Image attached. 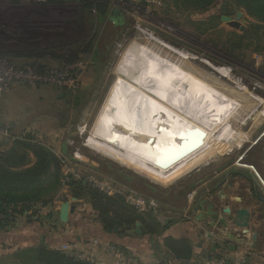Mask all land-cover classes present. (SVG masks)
<instances>
[{"label":"rangeland","instance_id":"374dc122","mask_svg":"<svg viewBox=\"0 0 264 264\" xmlns=\"http://www.w3.org/2000/svg\"><path fill=\"white\" fill-rule=\"evenodd\" d=\"M90 2L95 6L88 7ZM104 2L108 13L100 22L97 37L90 44L93 34L91 19L98 12L96 5ZM199 2L0 0V31L11 35L7 40L0 38L1 54L8 52L7 56H10L16 51H28L33 56L30 63L55 60L58 66L72 62L76 65L73 68V83L70 85L63 87L52 83L30 84L21 81L1 90V102H6V105L0 109V118L13 122V134L30 135L56 152L62 159L61 173L67 169L71 175L72 170L75 176H79L76 180L85 178L94 188H99V184L103 188L99 190L103 193L104 189L109 190L111 186L114 191L117 187L123 188L118 184V176L110 177V173L128 174L140 182L139 192L164 197L178 185L184 184L188 188L190 183H199L214 171L232 165L230 179L235 180L233 183L236 184L231 188L224 187L226 191L223 198H220L219 205L224 207L226 203L233 215L239 209L247 213L246 226H235L232 221H227V226L238 230V233H234L238 234L239 239H245L244 235L252 233L250 245L254 246L260 243L256 238L258 223L255 217L257 212L263 210L252 205L254 193L250 191L251 184H254L257 194L263 191L264 196L262 141L253 144L264 130V25H260V21L249 15L237 0H215L205 6ZM115 8L123 14V22L110 18L111 11ZM237 11L243 12L244 30L233 28L220 19L227 12L234 18ZM246 30L248 32L245 34ZM135 32L147 41L168 45L179 58L211 79L217 81L219 77L234 88L247 89L255 98L258 97L253 110L262 113L253 117L250 122L253 126L247 133L234 130L233 122L221 126V130L212 136L214 139L209 138V150H213L210 158L203 157L189 169H177L172 182L167 184L156 183L145 174L95 154L83 145L93 116L111 82L110 70ZM94 54L97 55V60L94 59ZM7 56L3 57L18 66ZM47 88L73 90V100L77 92H82L83 97L77 105L73 103L70 111L65 100L57 97V93L47 91ZM63 121L65 127L62 126ZM65 140L68 142L63 154L60 152ZM10 142L6 141L3 147L7 148ZM208 151L198 156L207 154ZM60 177V185L46 197L51 201L48 204L50 207L60 199L63 189L70 188L69 182L75 181L71 179L63 184V175ZM113 190L105 194L111 196ZM206 227L217 229L209 224ZM233 241L237 242V236L233 237ZM1 262L7 264L2 260Z\"/></svg>","mask_w":264,"mask_h":264},{"label":"bare ground","instance_id":"6f19581e","mask_svg":"<svg viewBox=\"0 0 264 264\" xmlns=\"http://www.w3.org/2000/svg\"><path fill=\"white\" fill-rule=\"evenodd\" d=\"M110 72L83 145L159 184L210 158L209 138L221 126L233 122L234 130L247 133L253 117L262 115L253 110L258 97L247 89L211 79L168 45L136 32Z\"/></svg>","mask_w":264,"mask_h":264},{"label":"crops","instance_id":"0c3cea01","mask_svg":"<svg viewBox=\"0 0 264 264\" xmlns=\"http://www.w3.org/2000/svg\"><path fill=\"white\" fill-rule=\"evenodd\" d=\"M27 52L16 51L8 57L22 67L33 65L32 67H42L41 70H48L58 66V62L55 60H49L46 63H30L33 56ZM47 91L57 93L56 96L63 92L64 96L60 98L65 100V104L72 111L73 90L64 89L63 91L62 88L57 90L47 88ZM2 100L0 95V109L6 105V102H1ZM2 120L10 127L14 126L12 121H7L5 118ZM4 144L5 141L1 142L0 147L5 148ZM62 149L60 153L65 154ZM231 167L232 165L220 168L219 171H214L199 183H190L188 188H185L184 184L178 185L169 190L164 197L139 192L140 182L128 174L110 173V177L118 176V184L125 190L138 193L157 202L158 207L150 208L151 212L142 211L141 214L145 220L150 217L161 225L171 222L159 234L152 237L143 230L141 222L139 227L141 233L135 232V224L133 226H118L117 233L109 232L107 230L109 227H105L100 222L87 197L82 195L76 197L73 194V188L63 189V194L58 201L53 202V207L50 205L41 206L37 214L25 211L23 214H18L11 225L0 228V264H3L1 260L7 264H40L35 259L37 248L59 250L67 255L69 251L75 254L87 252L97 264H203L206 259L211 258L220 260L221 264H224L238 256L244 258L245 264H264V196L262 195L263 191L257 194L254 184H251L250 187V191L254 193L252 205L263 210V212H257L255 219L258 225L256 229L253 228L257 231L256 238L260 240V243H256L257 245H250L252 233L244 235L245 239H239L238 234H235L238 233V230L235 228L227 226L209 229L206 227L208 223L198 222L195 219L197 210H194L193 205L199 197H207L209 201L220 206L221 196L217 195L225 193L224 187L231 188L236 184L233 183L235 180L231 181L230 179ZM227 175L228 177H226ZM191 192L193 193L192 199L188 198V194ZM63 201H69L74 205L73 211L68 214V222L60 221L58 216L59 205ZM200 230H202L201 234H199ZM206 233H211V238H207ZM167 236L186 237L192 241V255L188 261L183 263L173 258L163 244V239ZM230 236L232 237L230 238ZM235 236H237V242L233 241ZM198 243L200 246L197 245ZM213 243L216 247L215 252L220 254V258H216L212 253L207 255ZM228 246H233L234 249L232 250ZM73 258L91 264L74 256Z\"/></svg>","mask_w":264,"mask_h":264},{"label":"trees","instance_id":"16d2710c","mask_svg":"<svg viewBox=\"0 0 264 264\" xmlns=\"http://www.w3.org/2000/svg\"><path fill=\"white\" fill-rule=\"evenodd\" d=\"M50 1L64 2L65 0ZM194 1H200L199 3L205 6L215 0ZM237 1L249 15L262 23L260 25H264V0ZM106 5L105 2L96 5L98 12L91 19L93 34L89 41L90 44L98 35L100 22L106 18L108 13ZM92 6L95 5L90 2L88 7L91 8ZM247 32L246 30L245 34ZM4 55L7 56L8 52L0 53V56ZM96 56L94 54L95 60H97ZM38 68L42 69V67ZM82 97L83 93L77 92L73 100L74 105L80 103ZM8 127L11 136L1 142L11 141L10 145L0 149V228L11 225L18 214H23L25 211L36 214L39 207L48 205L51 201L46 197L51 195L52 189H56L60 185L62 174L60 172L62 159L51 148L44 146L30 135L13 134L12 127ZM67 142L68 140H65L63 143V152ZM69 186L73 188V194L76 197L82 195L88 198L98 219L105 227H113L114 225L119 227L122 225L133 226L136 221H139L143 224V230L152 237L159 234L171 223L169 221L166 225H161L150 217L145 220L142 212L136 211L121 196L107 195L98 188L91 187L87 182L83 183L82 180L70 181ZM151 210L148 209L146 212H151ZM163 242L174 259L183 263L190 259L193 246L190 239L167 236L164 237ZM35 259L40 264H87L75 260L62 251L45 248L36 249ZM224 264H230V262Z\"/></svg>","mask_w":264,"mask_h":264},{"label":"built area","instance_id":"2783aa9c","mask_svg":"<svg viewBox=\"0 0 264 264\" xmlns=\"http://www.w3.org/2000/svg\"><path fill=\"white\" fill-rule=\"evenodd\" d=\"M34 1V0H33ZM38 2H44L45 0H35ZM7 37H11L10 34L4 31H0V38H4L7 40ZM11 39V38H10ZM76 65L72 63L60 66L52 67L48 70H40L32 66H16L13 65L12 62L7 60L5 57L0 56V91L9 88L12 84L17 82H29L30 84L34 83H52L59 86L70 85L73 83V68ZM10 130L7 124L3 122L0 118V142L3 141L5 138H9ZM78 153V151L76 152ZM80 153V152H79ZM68 170L65 169L62 173L63 179H61V183L66 184L71 179H79L78 175H74L73 171L71 170V175L68 174ZM80 180H86L82 178ZM101 185L97 184L98 189L102 190L103 188L100 187ZM105 193H108L109 190H113L112 186L109 187V190L104 189ZM112 195H119L123 198V200L132 206L136 211L142 212L146 211L150 208H157L158 204L156 201L150 198H146L138 193H134L132 191L125 190L123 188H115L113 190ZM188 198H193V193L191 192L188 194ZM70 256H74L77 259L86 261L91 264L95 263V260L87 254V252H81L79 254H75L72 251L68 252ZM230 264H245L244 258L238 256L233 258L232 260L228 261ZM203 264H221L220 260L215 258L206 259Z\"/></svg>","mask_w":264,"mask_h":264},{"label":"water","instance_id":"95a60500","mask_svg":"<svg viewBox=\"0 0 264 264\" xmlns=\"http://www.w3.org/2000/svg\"><path fill=\"white\" fill-rule=\"evenodd\" d=\"M118 4L119 1H116ZM242 16L243 12L237 11L234 18L232 17L231 13H226L225 15H221L220 19L221 21L226 22L229 26L233 28H238L239 30H244V25L242 24ZM123 14L118 9H113L110 14V18H116L118 19V22H123ZM64 96V93L61 92L58 94L57 97ZM262 141V147H263V169H264V130L256 137L253 144H256L258 141ZM84 183H86V180H83ZM218 197H222L223 194L220 193V195H217ZM220 197V198H221ZM75 199L74 197L72 198ZM194 210H197L195 213V219L198 222L202 223H208L209 225L215 226L217 228H223L227 227V221H232L233 225L235 226H246V218L247 213L244 210L239 209L234 215L231 213V210L227 205L225 204L224 207L217 206L213 202L209 201L207 197H199L195 203H194ZM74 209V205H72L69 201H63L59 205L58 209V216L59 220L62 222H68V214L72 212ZM245 218V219H244ZM242 221V222H241ZM140 222L137 221L135 223V232L141 233L140 230ZM109 232H118V226L114 225L113 227L107 228ZM201 234L202 230L199 231ZM241 232H245V230H241ZM254 235V234H253ZM207 238H211V233H206ZM232 236H230L231 238ZM200 246V243L197 244ZM215 244H211L207 255H210L211 253L216 256V258H220V254L215 252ZM230 249H234L233 246H228Z\"/></svg>","mask_w":264,"mask_h":264}]
</instances>
